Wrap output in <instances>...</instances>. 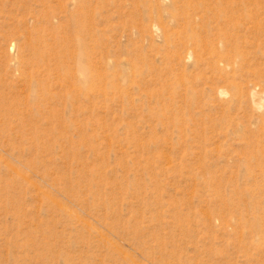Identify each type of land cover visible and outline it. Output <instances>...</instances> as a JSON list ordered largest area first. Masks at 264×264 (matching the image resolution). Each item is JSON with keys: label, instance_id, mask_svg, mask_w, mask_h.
<instances>
[{"label": "rangeland", "instance_id": "1", "mask_svg": "<svg viewBox=\"0 0 264 264\" xmlns=\"http://www.w3.org/2000/svg\"><path fill=\"white\" fill-rule=\"evenodd\" d=\"M0 264H264V0H0Z\"/></svg>", "mask_w": 264, "mask_h": 264}]
</instances>
